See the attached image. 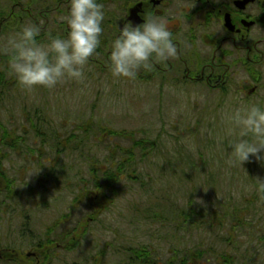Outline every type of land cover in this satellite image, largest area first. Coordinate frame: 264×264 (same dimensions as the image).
Returning a JSON list of instances; mask_svg holds the SVG:
<instances>
[{"label": "rangeland", "instance_id": "1", "mask_svg": "<svg viewBox=\"0 0 264 264\" xmlns=\"http://www.w3.org/2000/svg\"><path fill=\"white\" fill-rule=\"evenodd\" d=\"M137 1L99 0L117 16ZM0 11L5 19L23 21L6 23L0 45L23 25L36 24L21 17L27 11L43 26L49 12L47 33L67 34L62 17L68 0H0ZM9 59L0 52V120L22 148L6 145L0 126V160L10 178L0 180V249L37 253L11 262L0 258V264H151L135 262L134 248L142 247L154 249L155 264H166L179 250L189 259L203 251L190 264H264V195L255 190L264 164L252 156L244 165H230L232 137L221 121L240 104L264 105V83L248 96L252 79L229 83L224 92L146 72L134 80L114 78L109 68L89 71L88 63L81 81L26 90L9 71ZM136 140L145 144L135 146ZM120 171V182L111 186L119 194L104 190L105 206L95 184ZM191 199L205 213L181 220ZM221 205L230 220H236V208H247L246 226L212 219L208 210ZM58 238L60 247L47 242Z\"/></svg>", "mask_w": 264, "mask_h": 264}, {"label": "clouds", "instance_id": "2", "mask_svg": "<svg viewBox=\"0 0 264 264\" xmlns=\"http://www.w3.org/2000/svg\"><path fill=\"white\" fill-rule=\"evenodd\" d=\"M105 16L99 0H69L68 14L62 17L68 26L66 36L49 31L47 40L41 42L37 39L41 26L26 24L0 45V52L10 57L9 71L23 89L42 86L51 90L66 79L81 81L100 46ZM187 47L188 42L169 29L164 15L149 11L142 24L133 26L129 21L119 28L107 49V66L114 78L134 80L141 69L152 71L156 65H166ZM221 121L232 137L227 162L244 165L255 156L264 164V105L240 104L222 114ZM34 173L38 172L31 176ZM255 190L264 195V180H257Z\"/></svg>", "mask_w": 264, "mask_h": 264}, {"label": "flooded vegetation", "instance_id": "3", "mask_svg": "<svg viewBox=\"0 0 264 264\" xmlns=\"http://www.w3.org/2000/svg\"><path fill=\"white\" fill-rule=\"evenodd\" d=\"M140 1L143 5L137 14L139 20L130 18V8L120 16L105 9L101 43L97 54L89 60V71L93 66L97 68L96 73L105 71L108 68L107 49L119 28H123L129 21L133 26L142 24L144 14L151 11L153 15H164L169 29L174 35L186 40L189 47L166 65H156L152 71L141 69L136 78L142 72H146L148 77L164 76L165 81L169 83L173 80L168 78L175 77L186 82V85L206 83L207 87L219 88L224 92L232 88L231 86L226 88L229 83L239 82L240 78L247 83L252 79L256 85L247 90L248 96L255 95L263 87L264 0H149V3L139 0L137 2ZM49 12L44 16L46 17L44 26L37 17H33L31 11L26 13L43 30L49 24L47 17ZM10 20L1 19L0 29L4 22ZM140 20L143 22L139 23ZM246 89L247 85H244L242 90L246 92ZM50 241L51 239L47 240L49 243H56V247H59V238ZM36 253L26 254L17 248H5L0 249V258L11 262L24 257L30 258Z\"/></svg>", "mask_w": 264, "mask_h": 264}, {"label": "trees", "instance_id": "4", "mask_svg": "<svg viewBox=\"0 0 264 264\" xmlns=\"http://www.w3.org/2000/svg\"><path fill=\"white\" fill-rule=\"evenodd\" d=\"M2 13H1V11H0V22H1V19L3 18L2 16ZM26 15H28V14H25V12H21V17L22 18H26ZM29 17V16H28ZM21 21V22H20ZM11 22L12 23H15L14 25H21V23L23 22L20 18H16V17H11ZM20 22V23H19ZM6 23H8L7 21L6 22H4L3 24H2V29H0V33H2V34H4L5 32H7L9 29H8V26L6 25ZM47 27H45L43 30H41V33H40V35L39 36H41L42 37V42L43 41H46V39L48 38V33H47ZM38 36V37H39ZM62 36H65V33H63L62 34ZM38 37H37V39H38ZM9 57V56H8ZM3 72L2 73H0V81L3 79ZM1 125H3L2 124V121L0 120V126ZM2 127V126H1ZM0 127V128H1ZM3 128V127H2ZM1 128V129H2ZM2 139L4 140V143H6V145H11L10 147H12V148H15V149H20V148H22V143L20 142V140H16V138L14 137V135H13V133L10 131V129H5V128H3V137H2ZM23 139V138H22ZM151 143H155V142H151ZM142 144H145V141H143V140H136L135 141V146H139V145H142ZM0 150H1V147H0ZM2 154H3V152H1ZM1 155V154H0ZM4 155V154H3ZM124 164H126V163H124L123 162V167H124ZM124 171H120V172H113L112 173V175L110 176V175H108L106 178H107V182L106 183H102V184H100V183H96L95 184V186H96V188L97 187H101V192H100V194H98V196H97V198H98V200L99 201H102V199H105V202L103 201V205H105L106 206V204L108 205V203H109V201H108V191H111L114 195L115 194H119V191H118V189H114V188H112L111 186L112 185H114V184H116V183H118V182H120V180H121V174L123 173ZM7 179L8 180H10V178L7 176V173H6V170H5V168H4V166H3V163H2V160H0V180L1 181H6V183H7ZM135 179V178H134ZM138 179V177L135 179V180H137ZM10 187V186H9ZM107 189V194L105 195V193H104V190H106ZM90 191V190H89ZM102 191H103V193H102ZM13 193V190L11 191V193H10V197H12L13 195H11ZM94 201L96 202L97 200H96V198L94 197ZM110 203H111V201H110ZM188 206H189V208H188V210H186V209H182L181 210V216H180V219L182 220L183 218H194V217H198V216H201V212L203 211V213H205L204 212V210L202 209V207L200 208L198 205H197V202H196V199H191L190 200V202L188 203ZM198 206V207H197ZM219 209V211H215V209L214 208H212L211 210H208V214L210 215V216H212V219H216L218 222H222L223 221V224H220V225H224L225 223H226V221H228V222H230V225H236L237 227H239L240 225L242 226V227H245L246 226V223H245V221H242V220H244L243 219V217H245L247 214H248V209L246 208V209H244V210H242L241 208H236V210H235V218H236V220H234V219H232V220H230V217H231V215H227L225 212H224V210H223V206L221 205L220 206V208H218ZM210 211V212H209ZM99 212V211H98ZM102 212L103 211H101V212H99L97 215L99 216V215H101L102 214ZM227 217V219H229V220H225L224 219V217ZM205 218V216H202V219H204ZM193 221V226L195 227V229H200L201 228V225L198 223V221H196V220H192ZM181 224H183V223H181ZM212 225H214V224H212ZM230 235H232L233 237L235 236L234 234H232V233H229ZM62 240V239H61ZM60 241V240H59ZM74 241H75V239H74ZM74 241H73V245H69L68 247H66L67 249H73V248H75V246H74ZM61 243V242H60ZM51 245H53L54 247H56V243H50ZM39 247H43V244L41 243V244H39L38 245ZM74 246V247H73ZM132 251H133V249H131ZM134 254H135V262L137 261V262H139V261H147V262H149V263H151V264H155L158 260L156 259V261H152L153 260V256H152V259L150 260V255L151 254H154V249H152V248H150V247H142V248H134ZM181 253V250H179L178 252H177V254H175V255H173V256H171L168 260H167V262H166V264H187V262L188 261H190L188 264H190L191 262H195L197 259H201L202 258V252L203 251H200V252H196V253H194V254H192V257L189 259V256L187 255V256H180V255H178V253ZM204 255V254H203ZM157 256L155 255V258H156ZM223 258H225V256L223 255ZM227 261L228 262H230L231 261V259L230 258H227ZM140 263V262H139ZM142 264V263H141ZM159 264V263H158Z\"/></svg>", "mask_w": 264, "mask_h": 264}, {"label": "water", "instance_id": "5", "mask_svg": "<svg viewBox=\"0 0 264 264\" xmlns=\"http://www.w3.org/2000/svg\"><path fill=\"white\" fill-rule=\"evenodd\" d=\"M142 5L143 3L142 2H139L138 4H136L135 6H133L130 10V18L133 20L136 18V20H139L138 19V15L139 14V11L141 10L142 8ZM142 20L139 21V23H141Z\"/></svg>", "mask_w": 264, "mask_h": 264}]
</instances>
